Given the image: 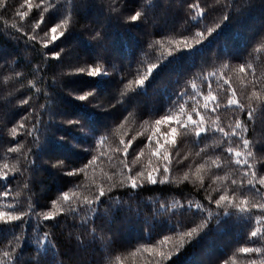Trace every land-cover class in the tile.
I'll return each mask as SVG.
<instances>
[{
	"label": "trees",
	"instance_id": "1",
	"mask_svg": "<svg viewBox=\"0 0 264 264\" xmlns=\"http://www.w3.org/2000/svg\"><path fill=\"white\" fill-rule=\"evenodd\" d=\"M77 8L92 20L83 21ZM158 10L162 19L148 12ZM137 11L141 16L132 22ZM75 49L89 54L69 63ZM88 67L106 74L78 71ZM209 82L219 103L215 112L203 108ZM193 84L203 95L194 96ZM253 91L259 99H249ZM180 94L186 112L199 100L207 134L197 138L177 127L167 136L174 122L156 125L170 109L177 115ZM229 98L244 110L229 107ZM193 119L199 121L195 113ZM237 119L247 126L248 161L264 171V0H0V173H7L0 193L5 184L9 192L0 195V211L31 205L35 213H54L47 221L42 215L0 221V264H264V242L250 236L257 226L264 230L254 219L262 214L214 203L221 194L231 199V179L243 178L235 157L223 151L229 141L215 131L218 125L230 131ZM125 148L129 164L139 158L132 172H144L137 178L142 187L130 186ZM157 149L170 156L167 174L162 156L152 155ZM218 155L219 168L211 163ZM149 172L156 184L146 182ZM101 187L106 194L98 203L84 202L95 200ZM65 193L75 213L62 200ZM193 228L191 237L184 235ZM242 247L261 251L245 254Z\"/></svg>",
	"mask_w": 264,
	"mask_h": 264
},
{
	"label": "snow or ice",
	"instance_id": "2",
	"mask_svg": "<svg viewBox=\"0 0 264 264\" xmlns=\"http://www.w3.org/2000/svg\"><path fill=\"white\" fill-rule=\"evenodd\" d=\"M30 3V0H29ZM37 7H39V5H37ZM189 7H193V8H198V5H189ZM45 11H47V9H45ZM201 16L203 15V12L201 11L199 13ZM18 15L21 16V19H23L24 16L27 15V13H18ZM141 16V13L139 11H137L134 15H132L130 19L132 22L137 21ZM228 17L225 16L224 19L226 20ZM40 23H43V18H41ZM68 21L65 20L64 24H67ZM39 25L37 24V27ZM58 27H63V24L60 25H56L51 27L50 31L51 33L55 34L57 32V28ZM45 35H47V33H45ZM60 35H63V32L60 33ZM97 35H99V33H97ZM197 37H202V33L201 32H196L195 34ZM53 39H55V36H53ZM199 42V41H197ZM187 46V45H186ZM57 57H59V53L56 54ZM156 67V65H153L152 67L148 68L147 72L148 74H150L153 69ZM78 71L80 73H87V75L89 77H96L102 74H106V70L104 71V73L101 72V68L100 67H88V68H80L78 69ZM241 72H245V68L241 67L240 68ZM214 75V74H213ZM147 75L145 76V79H147ZM139 84H143L144 80H140L138 81ZM225 83H228L227 81H225ZM193 87V94L194 96H198V95H203V93H197V89L195 84L192 85ZM91 94V93H89ZM252 97H256L257 99H259V94L256 91H253L251 96L249 97V99H251ZM86 98L85 95H81L79 97L80 100H84ZM204 100L206 101L203 105V108L205 110V112L211 111V112H215L216 109L219 107V103H217L216 100V96L213 95V92L211 90V83L209 82V90L207 92L206 96H203ZM177 100L179 101L176 104V109H178V113L177 115H173L171 114L172 110L170 109L169 112H166L165 115L161 118V119H157L155 121L156 125L159 126L161 124H173V126L171 127V131L167 134V136H174L177 133V127L182 128L185 130L184 134L188 135V134H194L197 138L201 137L202 134H207L209 129L204 127L205 124V118L203 115H201V112L199 111V109L197 108V104L199 103V100H196V104H193V107L191 109V111L186 112L185 111V104L186 101L183 100V94H180L177 97ZM27 100H24L23 103H27ZM228 106L229 107H235L238 108L240 111H243V105H241L236 99L233 98H229L228 101ZM253 112L249 111L247 113V117L249 120L253 119ZM193 113H195V115L197 117H199V121H197L196 119H193ZM183 115L186 117V121L184 119H179V116ZM21 128L24 127L23 124L20 125ZM159 129H157L158 131ZM215 131L219 132L225 139H227L229 141V144L226 148L223 149L224 152H226L228 154V157H235V164L240 166V168L243 170V178H241L239 181L236 178H232L230 181V185L235 186L232 188V198L230 199L228 195L226 194H221L219 196V198L217 200H215V204L219 207L221 206V202H227V204H225L224 206L227 207L228 205H231L235 208H237L238 212L241 214L244 213H250L252 208L257 209L258 212H260L262 215H257L255 216V222L256 225L261 224L262 222H264V194L261 193V189H264V171H258L253 163H250L247 159V157L252 156V151L250 149V142L248 139L245 138L244 134L247 131V126L244 122L240 121L239 119L236 120L234 127H232L230 129V131H225V129L223 127H220L219 125L216 127ZM17 132V129L15 127L12 128V133L13 135H15ZM28 135H32V132L29 131ZM167 136L165 137V143H170L173 147L175 146V141L171 140L169 141ZM232 137H236L237 138V147L241 148V150H235L232 146ZM149 142H151V138H149ZM123 143V141H122ZM10 152H15L17 151L16 148H9ZM203 151V150H202ZM242 152L244 153V157L242 158ZM142 154V153H141ZM162 156L163 161L165 162L164 164V173L167 174L169 172V166L171 165L172 161L170 159L169 154L167 153V151H165L164 153H160L159 149H157V151L153 152L152 155L153 156H157V155ZM176 155H179V152L177 151ZM138 157L136 159H133L131 161V164H129L128 160H127V148H125V158L122 161L123 166L125 168L128 169V172L130 173L127 176V179L130 181V186L133 189H136L138 187H142L143 183H138V177L143 179L144 178V172L143 171H137L135 173L132 172V166L135 165L138 161ZM211 159V158H210ZM220 159V156H216L214 159H211V163L213 165H215L216 167H222V165L220 163H218ZM95 161H91L90 163H94ZM205 165L201 164L199 165V167L197 168V171L200 170V168H203ZM246 166V167H245ZM9 166L8 164H4V168L7 169ZM13 168L15 169V165H13ZM18 171V169H15ZM78 171H84L83 169L78 170ZM156 172H159V168L157 167L155 169ZM67 175H75L78 174L77 172H68L66 173ZM0 179L3 180H7V173H0ZM109 179H111V177H109ZM184 179H188L187 174L184 175ZM216 179H224L227 180V176L225 177H220L217 176ZM246 181V183H245ZM146 182L151 183V184H156L158 181L156 178H154V176L152 175V172H149L147 177H146ZM161 183L167 182L166 180H161L159 181ZM121 183H123V181H121ZM7 184L4 185V188L6 189L3 193H0V195L7 197L9 195V192L7 191ZM228 187L229 185L226 183L224 185V191L227 192L228 191ZM105 190L103 189V187H101L99 189L98 195L95 197V200H89L88 197L84 198V202L89 204V206L93 203H98L100 197H103L105 195ZM73 195H75V192H73ZM249 195H252V200L250 201L248 199ZM239 198V204L235 205L232 204V200ZM257 197H259V199H257ZM71 197L69 196L68 193L63 194L62 196V200L64 202H66L68 204V210L70 212L75 213L77 211V208L74 207L71 204ZM210 202H212L210 200ZM8 208H14L15 205L13 202H9L7 205ZM53 207H56L55 205H53ZM197 210H202V205L197 204L196 205ZM226 215L228 214L227 212L225 213ZM26 215H37L40 216L42 215L43 220L47 221V220H51L54 218V213L49 211L46 213H35L32 211L31 209V205H29V209L28 211H24V210H19V213L17 212H4V211H0V221H3L5 224L10 223L12 221H16V220H21L23 219L24 216ZM209 215H211V213H209ZM249 220H252L253 217L252 216H248ZM196 232V229L193 228L192 231L185 233L184 235L191 237L193 235V233ZM47 233H44L45 238L47 237ZM250 236L252 238H258L259 240H261L262 242H264V230H262L260 227H255V230H252L250 232ZM13 239L16 240L17 242L19 241V237L15 236V234L13 235ZM184 242V236L182 235L180 237V241H178V244L180 246L183 245ZM161 243H164V241H162ZM240 251L242 253L248 254V253H252V252H256L259 253L261 251L260 247H242L240 248ZM4 255L7 257L9 256V252H5ZM159 255L161 257H164V253L160 252ZM250 264H256L255 260L250 261Z\"/></svg>",
	"mask_w": 264,
	"mask_h": 264
},
{
	"label": "rangeland",
	"instance_id": "3",
	"mask_svg": "<svg viewBox=\"0 0 264 264\" xmlns=\"http://www.w3.org/2000/svg\"><path fill=\"white\" fill-rule=\"evenodd\" d=\"M139 4H141L142 5V2H140ZM82 5H80L79 7H81ZM82 8H84V7H82ZM149 13H150V15H157L158 16V19L160 18V19H162V14H159V10H158V12H151V11H148ZM77 13L81 16V18H82V20L83 21H90V20H92V18L90 17V16H83V14H82V9H80V8H77ZM73 41L74 40H71V44L73 43ZM76 50V49H75ZM89 54V52H87V51H85V50H76V52H74V51H72L71 52V54L68 56V62L69 63H71V62H74V60H75V55L77 56V57H79V56H83L84 54ZM76 57V58H77ZM87 58V57H86ZM71 88H74V85H69Z\"/></svg>",
	"mask_w": 264,
	"mask_h": 264
}]
</instances>
